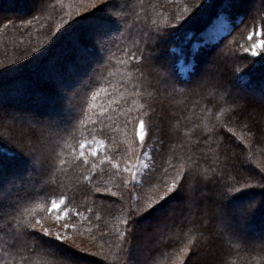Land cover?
Here are the masks:
<instances>
[{
    "label": "snow or ice",
    "instance_id": "1",
    "mask_svg": "<svg viewBox=\"0 0 264 264\" xmlns=\"http://www.w3.org/2000/svg\"><path fill=\"white\" fill-rule=\"evenodd\" d=\"M0 24L18 32L13 99L44 92L20 72L62 39L82 67L58 108L0 99V264H232L236 244L264 264V0H40Z\"/></svg>",
    "mask_w": 264,
    "mask_h": 264
},
{
    "label": "trees",
    "instance_id": "2",
    "mask_svg": "<svg viewBox=\"0 0 264 264\" xmlns=\"http://www.w3.org/2000/svg\"><path fill=\"white\" fill-rule=\"evenodd\" d=\"M35 2L34 6H31L30 2ZM0 0V9H7L8 7H17L18 9L22 10V13H10V14H1L0 15V21L7 22V20L11 19L15 23V27L18 28L20 25V21L23 19H30L31 15H33L40 7V0ZM68 0H65V3H67ZM183 2H188V0H182ZM247 3V0H246ZM3 4H6V6H3ZM2 11V10H0ZM250 9L245 6L241 9V13L235 16L234 19V25L233 27H239L240 26V19L247 18L248 12ZM210 8H204L201 9L195 17H193L188 23V28L192 33V40L195 42L196 37L199 33V31L203 28V26L206 24L210 17ZM99 15H104L103 8L101 9V12ZM193 21H195L193 23ZM246 23L249 21L246 20ZM87 29L86 26H82L77 29V33L83 43H88V38L86 35ZM235 35V34H234ZM125 36H127V33H125ZM18 38V32L15 31L14 27L12 25H9L8 28L3 27L2 24H0V61H3L5 58V55H7L12 60H15L16 54L13 48V44L16 42ZM40 39H43V34L41 35ZM123 39V38H121ZM232 37H228V34L226 33L225 36L222 38V42L224 44H227ZM129 47L131 44L129 43ZM118 47L113 48V64L116 65L115 68H113V72L116 74V79H119V74L117 70L119 69V65L116 64V60L122 56V53L118 50ZM59 49H64V52L62 55L57 56V52ZM91 51V49H90ZM99 58V57H98ZM245 62H241L243 64ZM82 72V67L78 58V52L75 48L72 47V44L67 39H62L57 42L56 45L53 46L52 49L43 56L39 57L34 62H29V64L20 72V76L30 79L33 81L34 84H37L40 88L44 90V92H37L35 94H29L27 96H20L18 98L13 99L12 97L16 94H9L7 92L8 84L5 83L2 86H0V99L3 100L4 103H15V104H21L24 106H30V105H39L42 107H50V108H58V106L62 103V97L57 95L56 88L53 85V82L64 83L69 84L72 83V81L76 78L78 74ZM12 73L7 74L6 79L12 77ZM174 103L178 105H183L185 103L183 97H177ZM56 105V107H55ZM75 115L74 113L72 114ZM113 120L116 122L114 129L115 130L123 121V117L120 116L118 113L116 116L113 117ZM68 123H72V119H68ZM117 140H122L123 136H117ZM11 149L6 144H0V154H6L10 152ZM255 152V150H254ZM251 163L253 167H256L257 164L260 161L259 153H255L251 158ZM253 195V190L246 191L243 195H238L236 198L237 203H242L244 200L250 199ZM163 211V210H160ZM159 213H156L154 215H158ZM254 225L256 226V229L259 230L261 227H264V210L257 213V216L254 220ZM85 244L87 243V240L84 241ZM236 247L240 249L238 254H234L231 257L232 264H250V257L248 255V250L245 249L241 244H236ZM65 255H70L75 259H79L80 257L78 254L71 252V250L63 249L62 250Z\"/></svg>",
    "mask_w": 264,
    "mask_h": 264
},
{
    "label": "rangeland",
    "instance_id": "3",
    "mask_svg": "<svg viewBox=\"0 0 264 264\" xmlns=\"http://www.w3.org/2000/svg\"><path fill=\"white\" fill-rule=\"evenodd\" d=\"M28 1H31V0H28ZM30 3H31V6H34V4H35V2H32V1ZM3 6H6V4H3ZM0 10H2V11H0V15L1 14H4V13L10 14V13H15V12H17V13H22L23 12L22 10L18 9L16 6L15 7L14 6L13 7L11 6V7H8L7 9H4L3 8V9H0ZM233 25H234V22H233ZM95 58L98 59V56H96ZM55 84L59 85V84H61V81H60V83L54 81L53 82V85L55 86ZM55 107H56V105H55Z\"/></svg>",
    "mask_w": 264,
    "mask_h": 264
}]
</instances>
